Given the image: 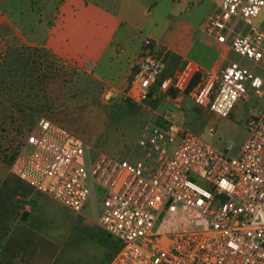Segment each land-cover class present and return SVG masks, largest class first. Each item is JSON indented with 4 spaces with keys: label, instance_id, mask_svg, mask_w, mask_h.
Segmentation results:
<instances>
[{
    "label": "built area",
    "instance_id": "built-area-1",
    "mask_svg": "<svg viewBox=\"0 0 264 264\" xmlns=\"http://www.w3.org/2000/svg\"><path fill=\"white\" fill-rule=\"evenodd\" d=\"M216 2L204 31L240 59L199 69L198 81L145 128L133 147L140 156H91L72 131L41 115L11 159L12 174L75 213L91 200L100 205L96 222L118 243L107 264H264V74L242 63L255 66L264 56L256 22L264 0ZM166 53L154 39L143 40L124 100L150 97ZM114 95L112 87L102 93L105 100ZM251 96L262 105L235 154L184 124V97L226 115Z\"/></svg>",
    "mask_w": 264,
    "mask_h": 264
},
{
    "label": "crops",
    "instance_id": "crops-1",
    "mask_svg": "<svg viewBox=\"0 0 264 264\" xmlns=\"http://www.w3.org/2000/svg\"><path fill=\"white\" fill-rule=\"evenodd\" d=\"M216 3V0H0V30L24 34L27 44L76 72L74 90L84 91L94 85L101 97L108 87L114 88L115 95L108 104L124 101L121 90L132 74L143 40L154 39L167 53L150 97L139 103L149 113L150 124L159 122L172 107L176 96L171 94L172 88L178 89L179 95L199 69H219L233 59L232 51L213 45L204 31ZM0 43V50H4L5 42ZM171 53L177 60L171 63L172 76L167 80L170 76L165 74L164 66ZM160 78L168 81L162 98L154 95ZM33 90L32 108L38 115L35 126L50 97L49 91L42 99L36 86ZM22 103L15 93L11 104L17 107ZM183 105L186 113L184 100ZM8 136H13L12 132ZM20 185L7 187L3 200L0 199V264H23L19 260L22 253L24 260L52 264L53 257L46 252L49 240L44 223V215L51 213L41 202H35L34 189ZM10 200L17 204L18 210L11 209ZM36 234L43 238L42 256H31L40 243Z\"/></svg>",
    "mask_w": 264,
    "mask_h": 264
},
{
    "label": "rangeland",
    "instance_id": "rangeland-1",
    "mask_svg": "<svg viewBox=\"0 0 264 264\" xmlns=\"http://www.w3.org/2000/svg\"><path fill=\"white\" fill-rule=\"evenodd\" d=\"M256 22L264 29V7ZM15 31L0 30V42H5L6 45L4 50H0V90H2L0 91V199L3 200L7 187L17 188L23 184L29 189H34L29 183L12 174L9 165L14 154L24 144L29 130L33 128V123L38 117L32 108L35 86L42 99L49 91L50 102L44 105L42 115L72 131L89 146L91 156L104 153L134 160L141 155V151L137 148L133 150V147L149 125L147 111L142 110L139 104L126 100H117L114 104H108L112 97L103 99L94 85L84 91L74 90L76 72H72V69L53 56H47L43 50L27 44L23 40L25 35ZM169 55L164 66L165 74L170 76L167 80L172 76L171 63L177 60L174 53ZM231 57L235 60L240 59L235 52H231ZM242 63L253 66L256 73L264 74V56L255 66L245 59ZM167 82L164 78H160L154 91L155 96L159 98L164 96ZM186 92L184 90L182 93L186 94ZM15 93L24 101L17 107L11 104ZM177 93L178 89L172 88L171 94L177 95ZM184 103L187 107L184 124L231 154L237 153L240 149L247 135V123L262 105V101L252 96L248 99H238L226 115H219L206 106L195 105L188 97H184ZM209 127L214 129L212 135L208 132ZM11 132L13 136H8ZM35 191V202H41L51 213L44 215L46 217L44 223L47 225L49 240L46 244V252L53 257L52 264L109 262L118 246L117 242L96 222L99 204L91 200L82 214H77L58 203L50 195ZM9 204L13 211L18 210L16 203L10 200ZM34 236L40 243L38 247L36 245L38 249L31 253V256H42L45 251L44 244L42 245L43 238L38 234ZM24 255V253L22 256L19 255V260L23 264L40 263L36 259L24 260L22 259Z\"/></svg>",
    "mask_w": 264,
    "mask_h": 264
},
{
    "label": "trees",
    "instance_id": "trees-1",
    "mask_svg": "<svg viewBox=\"0 0 264 264\" xmlns=\"http://www.w3.org/2000/svg\"><path fill=\"white\" fill-rule=\"evenodd\" d=\"M198 77L199 74L198 72H195V74L193 75V77L191 78V80L189 81V83L186 86V91H188L197 81H198ZM108 235V234H107ZM109 237H111L110 235H108ZM115 240V239H114ZM116 241V240H115ZM117 242V241H116ZM118 246V243H117Z\"/></svg>",
    "mask_w": 264,
    "mask_h": 264
}]
</instances>
